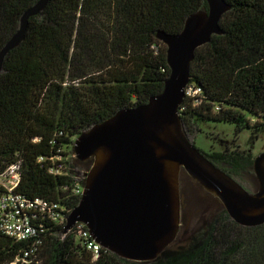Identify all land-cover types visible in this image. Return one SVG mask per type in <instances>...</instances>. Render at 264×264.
Here are the masks:
<instances>
[{
  "label": "trees",
  "instance_id": "obj_1",
  "mask_svg": "<svg viewBox=\"0 0 264 264\" xmlns=\"http://www.w3.org/2000/svg\"><path fill=\"white\" fill-rule=\"evenodd\" d=\"M37 1L0 0V50ZM225 2L223 33L198 47L190 62L189 84L201 92L185 95L179 108L189 140L218 122L235 124L236 134L251 129L252 140L264 132V0ZM203 9L206 0H48L29 18L25 40L4 58L0 173L20 161L18 193L68 202L72 210L81 199L71 194L72 175L51 169L66 164L88 172L92 162L73 156L76 137L162 92L170 67L157 32L179 33L187 16ZM200 150L247 190L258 185L251 150L235 143ZM59 230L43 235L26 262L17 259L33 241L0 235V264L89 263L80 241L72 234L62 239ZM96 264H264V223L240 225L221 207L182 242L177 235L155 260H127L103 249Z\"/></svg>",
  "mask_w": 264,
  "mask_h": 264
},
{
  "label": "water",
  "instance_id": "obj_2",
  "mask_svg": "<svg viewBox=\"0 0 264 264\" xmlns=\"http://www.w3.org/2000/svg\"><path fill=\"white\" fill-rule=\"evenodd\" d=\"M206 1L208 9L189 14L179 33L157 32L170 67L162 92L145 104L119 109L76 137L74 156L92 164L63 233L83 222L107 251L127 260H155L179 234L186 204L183 177L217 198L234 222L264 223V152L254 158L258 189L251 192L205 157L182 129L179 108L190 62L198 47L223 33L220 18L230 9L225 0ZM47 3L38 0L24 11L17 31L0 50V73L5 56L25 40L29 18Z\"/></svg>",
  "mask_w": 264,
  "mask_h": 264
},
{
  "label": "built area",
  "instance_id": "obj_3",
  "mask_svg": "<svg viewBox=\"0 0 264 264\" xmlns=\"http://www.w3.org/2000/svg\"><path fill=\"white\" fill-rule=\"evenodd\" d=\"M200 92V87L189 83L185 89V95L191 97ZM21 166L20 161L14 162L0 173V188L3 190L0 192V235L8 236L18 242L33 241L30 250H25L23 256H20L17 261H28L27 257L35 251L36 246L41 242V237L49 233L51 229L60 227L62 230L57 233H60L62 239L67 234H72L90 254V262L87 264H96L101 251L105 248L92 238L85 223L77 222L69 231L62 232L67 216L71 212L68 202L61 203L44 197L30 198L16 191L21 182ZM51 172L72 175L71 194L81 198L86 173L80 175L66 164H60L56 169H51ZM17 261L11 264H16Z\"/></svg>",
  "mask_w": 264,
  "mask_h": 264
},
{
  "label": "rangeland",
  "instance_id": "obj_4",
  "mask_svg": "<svg viewBox=\"0 0 264 264\" xmlns=\"http://www.w3.org/2000/svg\"><path fill=\"white\" fill-rule=\"evenodd\" d=\"M235 126V124L228 122L205 124L202 126V131L197 133L196 136H191L189 141L195 139V146L207 153L212 150H220L224 146L233 143L242 149L251 150L255 156L264 152V132L258 138L252 140L251 129H244L236 134ZM183 178L181 189L185 194L186 208L184 210L185 219L181 224L180 234H178L181 242L200 226L202 220L207 219L222 207L221 203L218 202L219 200L217 201V199L215 200L213 197L203 194L201 187L188 177ZM256 189H258V185H254L249 191L254 192ZM190 196L194 197L190 198Z\"/></svg>",
  "mask_w": 264,
  "mask_h": 264
},
{
  "label": "flooded vegetation",
  "instance_id": "obj_5",
  "mask_svg": "<svg viewBox=\"0 0 264 264\" xmlns=\"http://www.w3.org/2000/svg\"><path fill=\"white\" fill-rule=\"evenodd\" d=\"M213 199L216 200L217 198H213ZM217 201H218V199H217ZM218 202H219V201H218ZM219 204H220V203H219ZM185 205H186V204H185ZM185 208H186V206H183L182 209H181V214H182V217H183L182 222H183L184 219H185V217H184V216H185V215H184V210H185ZM180 227H181V226H180Z\"/></svg>",
  "mask_w": 264,
  "mask_h": 264
}]
</instances>
